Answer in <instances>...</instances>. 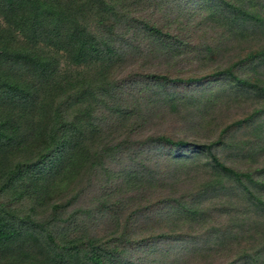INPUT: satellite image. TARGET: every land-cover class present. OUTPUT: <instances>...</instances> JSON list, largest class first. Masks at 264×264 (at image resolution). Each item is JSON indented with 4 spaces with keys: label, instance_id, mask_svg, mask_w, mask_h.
I'll list each match as a JSON object with an SVG mask.
<instances>
[{
    "label": "rangeland",
    "instance_id": "1",
    "mask_svg": "<svg viewBox=\"0 0 264 264\" xmlns=\"http://www.w3.org/2000/svg\"><path fill=\"white\" fill-rule=\"evenodd\" d=\"M118 1L116 40L127 48L112 68L79 67L64 54L40 49L60 61L62 80L68 76L75 84L79 76L90 74L108 89L94 98L97 109L88 131L93 150L105 156L104 162L86 169V178H79L85 172L77 174L74 167L60 195V185H55L40 200L30 192L21 199L17 194L27 187H18L0 196V203L26 212L36 206L39 217L53 202L67 205L62 209L65 219L75 212L83 221L81 232L98 238V247L116 249L125 264H246L245 257L257 253L264 242V227L255 226L258 212L237 190L227 191L226 197L214 191L197 200L208 210L205 219L189 221L169 212V201L198 193L212 171L208 159L194 158L198 149H174L195 160L175 163L168 150L154 148L161 138L217 143L214 151L229 167L242 172L264 167V147L259 149L264 128L261 136L255 131V126L264 127V114H259L264 97L237 90L220 75L202 83H171L208 77L232 65L237 75H250L249 67L239 63L247 62L254 48L264 47V33L233 34L224 21L209 16L202 0ZM253 3L262 5L260 0ZM144 24L159 30L162 38ZM0 34L19 38L1 18ZM72 107L74 114L77 108ZM259 116L261 121L249 124ZM45 199L50 202L42 205ZM244 221L249 222L246 228ZM227 229L236 238L227 237ZM124 232L131 239L120 236ZM30 243V249L20 245L1 254L0 264L40 263L43 243ZM250 264H255L253 259Z\"/></svg>",
    "mask_w": 264,
    "mask_h": 264
},
{
    "label": "trees",
    "instance_id": "2",
    "mask_svg": "<svg viewBox=\"0 0 264 264\" xmlns=\"http://www.w3.org/2000/svg\"><path fill=\"white\" fill-rule=\"evenodd\" d=\"M202 1L204 3L200 6L207 7L209 16L224 21L229 31L235 30L233 34L264 33V0H260V8L253 3L254 0ZM110 2L0 0V18L19 37L2 38L0 34V154L3 155L0 156V196L18 187H27L17 194L18 198L22 199L30 192L40 200L55 185H60L57 186L60 195L63 183L68 180L69 184L74 167L77 174L85 172L79 178H86V169L104 162L105 156L93 150V141L89 142L93 135L89 136L88 131L91 127L89 120L93 119L97 109L94 98L108 89L90 74L79 76L75 84L64 76L63 82L60 61L40 49L64 54L69 63L79 67L112 68L122 59L127 47L117 44L115 34L120 19L117 5L121 1ZM144 28L161 36L158 39L162 38L156 28L147 24ZM244 60L247 62L239 65L246 64L252 71L245 77L237 75L232 65L208 77L187 81L173 79L171 83H202L220 75L222 81L234 82L237 90L264 97V47L254 48ZM72 106L77 108L74 114L71 113ZM259 114L263 116L264 111ZM260 116L249 124L261 121L263 117ZM255 128L261 136L264 127L258 125ZM156 144L154 150H168L170 161L175 163L195 160L172 152L174 149H198L194 158L208 159L207 165L212 171V178L198 193L181 196L174 203L169 201V212L174 211L189 221L205 219L208 210L202 209V203L197 200H204L214 191L226 197L229 195L227 191L237 190L246 198L248 206L258 212L255 226L264 227V167L247 172L229 167L214 151L217 143L201 145L161 138ZM227 187L229 189L224 190ZM46 202L50 200L45 199L42 205ZM67 207L53 202L43 211L44 217H39L36 206L26 212L0 203V256L15 251L20 245L30 249L31 241H41L44 247L38 264H110L117 260L118 264H125L123 257L116 256V249L98 247V238L81 232L83 221L75 212L65 219L62 209ZM81 212L89 213L87 210ZM244 223V228L249 226V222ZM121 235L128 238L126 232ZM226 236L236 238L228 229ZM258 247L257 253L245 257L246 264L252 259L255 264H264V242Z\"/></svg>",
    "mask_w": 264,
    "mask_h": 264
}]
</instances>
